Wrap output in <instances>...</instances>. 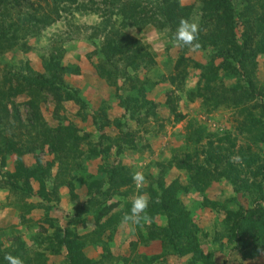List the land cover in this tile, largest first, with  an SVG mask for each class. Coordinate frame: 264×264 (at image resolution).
Wrapping results in <instances>:
<instances>
[{
    "label": "rangeland",
    "instance_id": "obj_1",
    "mask_svg": "<svg viewBox=\"0 0 264 264\" xmlns=\"http://www.w3.org/2000/svg\"><path fill=\"white\" fill-rule=\"evenodd\" d=\"M263 12L264 0H0V264H264L263 233L234 223L264 210L244 162L264 164ZM181 18L199 23L198 51L172 44ZM138 191L149 220L122 223ZM179 212L196 254L162 236Z\"/></svg>",
    "mask_w": 264,
    "mask_h": 264
},
{
    "label": "trees",
    "instance_id": "obj_2",
    "mask_svg": "<svg viewBox=\"0 0 264 264\" xmlns=\"http://www.w3.org/2000/svg\"><path fill=\"white\" fill-rule=\"evenodd\" d=\"M226 1V0H225ZM215 6L218 7V10H221V15L220 18L223 19L226 23L225 26L228 25H233L234 22L232 21L234 14V11L230 9V6L227 3H222V4H216ZM230 26V27H231ZM257 34L260 33L261 39L263 42H261L260 51L264 53V12H263V18L262 20L259 19L258 24H257ZM259 49V48H258ZM257 49V50H258ZM119 51V50H118ZM109 52V56H113L111 53H119V52H113V51H107ZM215 66L213 64L208 63L205 68L206 74H208V77L211 80L218 79L219 74L218 73H213L210 74V71L214 70ZM63 67H57V73L62 75L63 72ZM216 71V70H215ZM217 72V71H216ZM63 76V75H62ZM220 78V77H219ZM45 85V84H44ZM209 85H206L208 87ZM184 118L183 115L181 114H176V122L181 121ZM255 119V118H254ZM253 120V119H252ZM8 145L10 144L9 142L7 143ZM13 144V143H12ZM10 144L9 146L11 147ZM13 150V149H12ZM17 155L20 156V153L17 151ZM244 162L246 163V166L251 169L249 171L250 177L252 179L259 180V182L256 184V190L257 193L260 195L261 199L264 200V164L258 165V162L255 161L254 157L252 154H249L247 159L244 158ZM23 164L21 161L17 162V173L14 175L20 177V172L23 171ZM233 170V169H232ZM25 171V169H24ZM38 171L43 172L41 170V167H37L36 169L32 171H26L28 177H34ZM236 172H232L231 174H234ZM38 180L42 186H44V182L38 177ZM172 209L171 211H173ZM171 211H169V215L171 214ZM178 212V211H177ZM228 215H232L233 212L228 210L226 212ZM182 213L179 212V214L176 217H173L172 221L166 226V231L162 235L165 238H168L169 241H171L174 246L173 248L179 253L180 255L183 254H191L194 252V254L198 253L200 250V247L198 246V242L196 239V231L198 230L196 226H194L192 223H190L189 219L187 217L181 218ZM227 225H229V222H225ZM234 223H235V229L240 231L239 236L243 235H249L252 236L256 239L257 233H263L264 235V210L261 207H251L250 209H246L243 213L236 215L234 218ZM230 226V225H229ZM230 228L233 229V227L230 226ZM227 227V229H230ZM229 231L230 233H232ZM248 233V234H247ZM252 233V234H251ZM233 234V233H232ZM262 235L258 236L256 239L258 243H262L263 238ZM187 242L185 246H181L179 242L183 241ZM177 243V245L175 244ZM197 243V245H196ZM179 244V245H178ZM190 246V248L187 249V247ZM195 246V248H194ZM193 250V251H192ZM192 251V252H189Z\"/></svg>",
    "mask_w": 264,
    "mask_h": 264
},
{
    "label": "clouds",
    "instance_id": "obj_3",
    "mask_svg": "<svg viewBox=\"0 0 264 264\" xmlns=\"http://www.w3.org/2000/svg\"><path fill=\"white\" fill-rule=\"evenodd\" d=\"M199 23L191 18H181L175 31L171 34L170 40L176 47H186L190 51H198L201 48L199 43ZM239 160V157L233 158ZM133 182L141 187L146 181L142 171L132 173ZM151 197L147 193L137 192L131 199V207L122 217V223H129L136 226H143L149 220L148 209L151 203ZM259 255L264 257V249H258ZM8 264H24L19 256L11 254L5 255Z\"/></svg>",
    "mask_w": 264,
    "mask_h": 264
}]
</instances>
